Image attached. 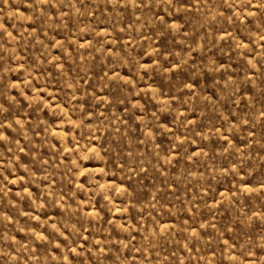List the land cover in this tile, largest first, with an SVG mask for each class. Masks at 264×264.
Masks as SVG:
<instances>
[{
    "label": "rangeland",
    "instance_id": "1",
    "mask_svg": "<svg viewBox=\"0 0 264 264\" xmlns=\"http://www.w3.org/2000/svg\"><path fill=\"white\" fill-rule=\"evenodd\" d=\"M0 264H264V0H0Z\"/></svg>",
    "mask_w": 264,
    "mask_h": 264
}]
</instances>
